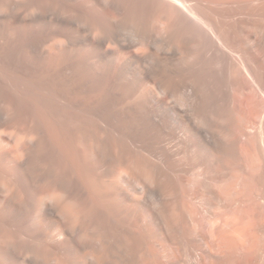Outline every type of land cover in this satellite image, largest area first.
<instances>
[{
	"label": "bare ground",
	"instance_id": "obj_1",
	"mask_svg": "<svg viewBox=\"0 0 264 264\" xmlns=\"http://www.w3.org/2000/svg\"><path fill=\"white\" fill-rule=\"evenodd\" d=\"M0 264H264V0H0Z\"/></svg>",
	"mask_w": 264,
	"mask_h": 264
}]
</instances>
